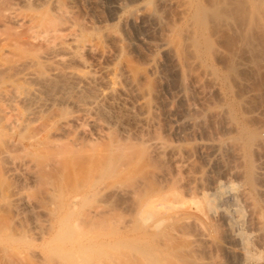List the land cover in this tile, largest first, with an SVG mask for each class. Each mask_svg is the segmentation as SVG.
Listing matches in <instances>:
<instances>
[{
	"label": "rangeland",
	"instance_id": "1",
	"mask_svg": "<svg viewBox=\"0 0 264 264\" xmlns=\"http://www.w3.org/2000/svg\"><path fill=\"white\" fill-rule=\"evenodd\" d=\"M233 1H67V7H69L70 11L72 10L71 16L77 26L88 34L96 35L97 39L102 40V42L99 40V44L104 43L103 47L108 51L107 55L102 57L85 55L86 66L76 61L71 65L76 64L74 67L77 66L85 70L90 69L93 72L94 70L99 71L102 65H115L117 67L124 65L128 69L138 72L136 81L138 84V95L135 88L125 82H121L122 84L115 83L116 85L114 84L113 88L114 86L115 88L121 87L125 92L118 90L114 96L106 100L107 102L105 103L108 105L107 109L109 110L104 112L92 111L88 114L85 112L81 113L82 115L85 113L87 117L86 115L83 116L86 118L88 116L91 118L90 116H92L99 119V121H102L101 119L104 122V119L106 121L109 120V124L105 122L103 128H92L90 124H83L81 128H77L78 135L82 136H79V140H84L87 144L91 141L92 143L89 145L94 143L91 146H94L95 143L97 146L100 142L105 143L107 140L108 143L100 145L103 147L109 146V157L117 165L121 160H124L123 162L126 161V158L122 159L123 157L116 160L112 155V151L121 146L120 148H124L125 150H123L127 151V154H131V161L134 158L132 162L136 160L138 165L144 166L145 172L143 171L144 173L142 172L140 175L135 174L136 178L134 177V179H129L133 178L134 175H128L129 178L126 176V179H129L128 182L123 177L119 176V179L115 172L113 173L114 175L110 174L113 169L114 171L117 169L116 167V169L114 168L116 164L113 165L112 168L110 167V172L106 173L108 176L105 174L100 177L102 179L100 181H107L109 178L106 183L109 184L119 179L121 188H125L126 190H124L127 192L123 190L124 193L121 191L122 189L120 190L121 193L116 191L115 187V189L112 188L113 183L104 186V190L102 189L99 192L93 191L94 193H90L92 190H89L83 196V200H81L83 202L79 201L76 205L71 206L73 208L72 212L71 207L69 206L68 208L63 199L69 194V190L73 192V188L70 186L75 184V180L70 173L68 175V173L50 171L46 173L47 175H42L43 178H37L38 181H30L26 178V175L24 178L27 181L23 177V179H19L9 174H3L0 177V221L3 222L0 227H5L8 224L7 226H10L13 231L19 229V232L16 231L18 234L15 237L16 239L7 236V233L1 236L0 264H54L56 259L66 261L68 260V257L65 256L66 254L63 255L64 253L58 247L55 248V246L59 245V243L61 245L63 243L62 239L70 238L71 240V238L78 236L79 233L85 232L86 234L87 230L96 247L94 248L95 251H92L93 262L91 261V264H264V2L261 3L256 0L260 5L257 4L258 7L262 11H257L256 17H251L250 13L241 10L236 11L235 5L232 4L234 3ZM116 2L121 5H117ZM213 2L220 3L223 12L232 14L220 20L221 23L220 21H214L211 17H208L209 15L205 16V26H201V30H204L211 42L207 47L202 40H199L194 45L197 54H193L191 51L192 40L184 38V35L187 30L189 34L193 31L191 27H193L192 23L195 22L193 15L196 9L201 7V9L205 8V10H208L216 4H213ZM9 10H15L18 15H23L22 17L19 16V21H8L4 18V11L6 13ZM231 10L232 12H230ZM47 11L48 14L55 17L56 9L54 10L50 0H0V50L4 49L8 43H15V41L20 45L24 43L23 46L28 47L30 45L28 40H30L33 33L30 34L28 29L31 24L30 21H33V18L38 13L40 15ZM31 14H34V17H31ZM23 16L24 19H21ZM29 16L30 19L32 18L31 20L28 18ZM126 16L130 18L127 22L123 20ZM244 29L249 33V51L247 48L242 47L240 43V33L242 34ZM217 34L219 37L224 35L228 38L230 37V42L224 44L216 40ZM162 40L166 42L165 46L161 45ZM8 52L15 59L17 54L15 53L13 56L10 51ZM8 52L6 51V53ZM10 54L8 55L9 57ZM7 55L5 54L6 59ZM3 57L0 60L2 62L6 60ZM196 59L199 61V65L194 63ZM99 84L101 87L106 85L105 81H101ZM3 85L0 81V90L4 87ZM109 85L111 86V83ZM139 91H143L144 94L142 96L144 97L139 94ZM1 101L0 103L3 104ZM67 105L66 107L63 105L64 108L60 110L63 114L71 113L74 110L73 108L70 109V107H73L70 106V103ZM55 109L52 108L51 110L50 108L45 111L42 113L43 117L55 115L54 113L58 111L56 109L57 111L54 112ZM148 115L153 119L151 123L144 121V116ZM110 123L112 124L110 125ZM6 135L0 129V138H4ZM70 137L66 135V139ZM158 141L162 142V144ZM157 142L161 145L165 144L166 149L163 150L165 153L162 150L161 154L159 152L155 153L153 149L155 148L156 150L157 147L155 145L158 144ZM111 143L115 148L111 146ZM160 146L159 151L161 149ZM173 146L177 148L179 153L177 151L174 155L170 154L169 150ZM143 151L146 153H143ZM113 158L114 160H112ZM180 159H186L185 163L183 162L184 165L186 164L184 167ZM118 160L120 161L118 162ZM123 162L121 163L123 164ZM148 164L150 165L148 166ZM119 166L121 165L119 164ZM156 170L165 171L166 179L168 178L162 182L165 185V187L163 186L165 194L171 199L168 198L171 203L173 199L175 203H170L173 207L162 212L161 216L164 219H159L164 221L160 220L158 222L159 219L156 215L149 217V219L147 217L145 221L142 219L143 216L140 218L141 215L139 216L136 210H138L140 199L142 200L146 194L148 195L153 188L162 186V184L159 185L158 178L152 173ZM57 173H61V177L64 174L62 182H60L61 177L56 176H60ZM190 173L200 177L199 185L190 184L191 186L194 185V187L197 186L192 188V191L195 190L193 194L189 190L190 182L187 178ZM66 175L70 178L72 177V181ZM43 179L60 184L67 180L71 181L70 185L67 184L68 187L65 183L67 190L64 189V192L66 194L62 192L60 194L62 197L58 196L61 198H58L61 203L57 199L55 207L53 205L54 201L50 199V195L47 193L49 186H44ZM21 180L23 181L21 182ZM121 180H123V183ZM73 182L74 184H72ZM14 186L17 194L19 193V195L21 194L24 197L25 195L29 196L27 198H29L28 200L35 208L34 210L24 205L16 206L15 198L13 199L15 196L12 194ZM7 189H9V192H7ZM147 190L150 192H147ZM200 191L201 204L203 205H201V209L204 208L203 214L206 215L205 228L201 229L197 225L194 226L193 220L189 219L192 223L187 219L188 212L185 213V210L187 211L190 205V211H194L193 206L200 200ZM128 192H131V194ZM189 193H191V196ZM87 194L92 195L90 197ZM85 196L86 199L84 200ZM87 197L90 198L88 199ZM137 198L139 199L137 200ZM176 199L179 201H176ZM60 204L62 209L59 206ZM16 207L19 212H21L20 209H24L18 214L19 212L16 213ZM52 207L53 209L55 208V211L51 210L52 212H57L59 215L62 212L63 216L62 214L60 216L65 219H62L64 227L63 225L62 228L56 227L55 231H59L61 228L59 234L58 232L55 233V231L53 233L58 236H56L57 238L55 236L52 237L53 234L51 237L45 235L44 238H41L43 226L37 228V225L38 223L44 225L45 222H48L51 215L48 214V211L51 213L50 209ZM65 207L69 209L68 212L67 210L63 212V209H66ZM85 215L87 219L84 221L82 218L85 219ZM47 216H49V219L46 218ZM135 216L137 219L138 217L142 219V222L139 219L135 220ZM88 217L93 218L87 221ZM76 218L79 222L75 220ZM144 218L146 217L144 216ZM41 220L44 222L42 223ZM66 220L67 222H65ZM135 222H138L137 226L139 228H134L139 230L133 228V225L136 226ZM146 222L147 224H145ZM155 222L160 224L157 225ZM69 223L72 225L76 223L80 227L76 228V225H73V231L71 232L72 228ZM83 225L86 226L84 227ZM88 226L90 227L87 229ZM143 228H149L148 230L146 229L148 232ZM35 229H39L40 231L37 230V232L41 233L39 235L38 233L36 234ZM80 229L81 231L82 229L84 230L78 233ZM63 232L64 235L62 234ZM145 232L148 234L147 236ZM138 233L139 235H136ZM99 234L101 236H98ZM39 236L41 239H39ZM46 238L51 240L44 241ZM99 239H102V241L100 242ZM6 240L10 244L11 248L9 247V249L11 251L8 249L2 252L3 246H7ZM51 241L53 242L51 243ZM97 241L105 243V246H100ZM56 242L59 243L56 244ZM52 246H54V251H57L56 253H53ZM142 247L151 253L150 256L153 255L155 260L157 259L156 262H154V258L151 259L152 257L144 254L145 252L141 250ZM129 249H132L133 253ZM58 251L59 253L61 252L60 255L57 254ZM55 254L63 255L65 259L64 257H62L63 259L61 257L58 259ZM134 254L139 256L136 257ZM48 255H50V258H47L49 257ZM160 256L161 258H159ZM54 257L56 258L53 262Z\"/></svg>",
	"mask_w": 264,
	"mask_h": 264
},
{
	"label": "bare ground",
	"instance_id": "2",
	"mask_svg": "<svg viewBox=\"0 0 264 264\" xmlns=\"http://www.w3.org/2000/svg\"><path fill=\"white\" fill-rule=\"evenodd\" d=\"M21 1H25V0H21ZM34 1H36V0H34ZM67 1L68 0H50L52 6L54 7V10L56 9L55 17L48 14V11L41 13L40 15H38L39 14L38 13L36 17H34V14H31V17H34L33 18L34 20L30 21L31 24L29 27L31 29L28 27L27 28L30 30L29 31L30 34L32 32L33 33L30 37V40H28L29 41L28 44H30L28 47L23 46L24 43L23 44L21 43L22 45H20L19 43L17 44L15 41V43L14 42L13 43L11 42L10 44L8 43V45H6V47L4 49L0 50V60L2 59L3 56H4L3 59L4 58L6 59L5 54L7 55L9 53L8 51H10L12 53V55L13 54L15 55V53L17 54L15 59H14L11 57V54L9 53L10 57L8 56L9 55L8 54L6 60H3V62L0 61V81L2 82V85L4 84L3 85L4 87H2V89L0 90V101L2 100L1 102H3V104L0 103V129L4 133L7 134L4 138L3 137L0 138V177H2L3 174H7V175L9 174L10 176L12 175V176H15V178L17 177L20 179L22 177L24 178L26 175V178L29 179L30 181H36V180L38 181V179H41V177L43 178L42 175H47L46 173L50 172V171H55V172L59 171L61 173H66V174L68 173V175L70 173L71 176H73L74 180H75V184L73 182L72 184H74V185L70 186L73 188V192L71 190H69V188H68L69 194L63 198L66 205H68V208H69V206L70 207L74 206L79 201L83 200V196L86 193H88L89 190H92V191H90V193H92L93 191L99 192L100 190H102L104 188V186H106V185L108 186L110 183H113V182L109 181L110 183L106 184L109 178L107 179V181L103 180V182L105 181V183H104L105 185L103 184L102 181H100V179H101L100 177L104 176L108 171L110 172V169L112 168V166L116 164V163L114 164L113 161H111V159L109 157V153H108V151H109L108 147L109 146H105V147L101 146V145L106 144L107 140L104 139V140H106L105 143L100 142L101 145L100 144H99L100 146L97 145L98 147L96 146V143L94 146H91L94 144L93 143V144L89 145L90 143H92L91 141H90V143L88 142L89 144H87L86 142H84V140H79V138L82 136L78 135L79 134L78 129L81 128L83 126V124H85V123L88 125L90 124L92 128H95V127H99V128L102 127L103 128V126L105 125V122H107L106 124H109V120L106 121V119H104L105 120V122H104L103 119H101L103 121L102 122V121H99V119L93 118L92 116H90L91 118H89V116H88V118H86L87 117L86 114L91 113L92 111L104 112V111L109 110V109H107L108 105L105 103V102H107L106 100H108V98H111L112 96H114L115 92L118 90L125 92V90L121 87L115 88V86H114V88H113V85L115 83L120 84L121 82H125L126 84L135 88V91L137 92V95H138V88H137L138 84L136 82L138 79V74H137L138 72L131 70V69H128V67H125L124 65L119 66V67H117L115 65L114 66L102 65L100 67L99 71L94 70V72L91 71L89 68H88L89 70H85V69H81L80 67L78 68L77 66L74 67L76 65L75 63H74L75 65H71L75 61L77 63L79 62V63H82L83 65H85V59H84L85 55L89 54V55H95V56L102 57V56L107 55L108 51L105 49V47H103L104 43L103 44L100 43L101 45L99 44V42L100 41L102 42V40L97 39L98 37H95L96 35L88 34V33L84 32V30L82 31L77 26L76 22L73 20V18L71 16L72 10L70 11L69 7H67ZM184 2H185V0H184ZM233 2L234 3H232V2L231 3L235 5L236 11L241 10V11L250 13L251 17H256V15H257L256 12L261 10L258 7V5H259L258 2L262 3V2H264V0H261V1L258 0V2L256 0L255 1L254 0H237V1L234 0ZM116 3H117V5H121V4H119V2H116ZM215 3L216 2H213V4H215ZM224 3H223V5H224ZM254 3H256L255 6L258 4L256 6V9H258V10L255 9V6H253ZM221 7L222 6L220 3H216L210 9H208L209 11L207 9L205 10V8H203V7H202L203 9H201V7L196 9L195 14L193 15L194 16L193 19L195 22L192 23L193 27H191V29L193 31L191 34H189V31L186 28L187 32L185 31L186 34L184 35L185 36L184 38H190L192 40L191 41L192 42L191 51L193 54H197V50L195 49L194 45L196 43H198L199 40H202L207 47L210 45V42H211L209 40L208 36L205 34L204 30L203 29L201 30V26H205L204 25L205 16L207 17V15H209L208 17H211L214 21H220L222 19L227 18L229 15L232 14V13L230 14L229 12H223L221 10ZM226 7H227V5H226ZM228 8H229V6H228ZM232 8H234V7H232ZM252 9L254 11L255 10L256 11L254 12ZM5 11H4V14H5L4 18L6 20H8V21H17L18 20L19 21L20 15H18L15 10H9L6 13H5ZM230 12H232V10ZM22 15L23 14H21L20 17H22ZM28 18L30 19V16ZM21 19H24V16ZM129 19L130 18L128 16H126L123 20L125 22H127V21H129ZM220 23H221V21H220ZM24 25H26V24H24ZM244 28L247 29L246 27H244ZM249 28H248V30H249ZM244 30L242 31V34L240 33V43H241L242 47L247 48L249 51V49H250L249 48L250 46L248 45L250 43L249 37H248L249 33H247V30H245V31ZM216 38H217L216 40L221 41L224 44H227L230 42V40H229L230 37L228 38L225 35L219 37L217 34ZM233 40H235V39H233ZM162 41L163 42H161V45L165 46L166 42L164 40H162ZM37 45L40 47H38ZM41 48H43V49H41ZM6 51L8 53H6ZM254 56H255V54H254ZM8 57H9V59H8ZM10 59H12V60L6 62L7 60H10ZM195 61L196 62H194V63L196 65H199V61L197 59ZM118 65H119V63H118ZM101 81H105L106 85L101 87L99 84ZM109 82L111 83V86L109 85L110 84ZM143 91H139L140 92L139 94L141 96L144 94ZM142 97H144V96H142ZM69 103H70V106H73V107L69 106L70 109L73 108L74 110L71 113L63 114L60 110H62V108H64V106L65 107L68 106L67 104H69ZM50 108H51V110H52V108H56V109H58V111L55 109L54 112L57 111L56 113H54L55 115L46 116V118H44L42 113L49 110ZM83 112L86 113V114L85 113L83 114V115H86V117L81 114ZM145 112H146V110H145ZM45 114H47V113H45ZM108 114H109V112H108ZM90 115H92V114H90ZM117 120H118V117H117ZM152 120L153 119L151 118L150 115H148L146 117L144 116V121L151 123ZM112 123H110V125ZM150 123H148V124H150ZM114 124H116V123H114ZM94 130H96V129H94ZM82 131H81V134H82ZM83 133H84V131H83ZM66 135H68L69 137L71 136V137L66 139ZM154 139H156V138H154ZM157 139L159 140V138H157ZM110 140L112 141V139H110ZM114 141H115V139H114ZM114 141H113V143L116 142V141L115 142ZM158 142H160V141H158ZM160 143L162 144V142H160ZM158 144L155 145L158 148V149L156 148L157 151L155 150L154 146H153V148H154L153 150L155 151V153L159 152L161 154V152L164 149H166L165 144L164 145H161V144L158 145ZM107 145H109V144H107ZM111 146L114 147L112 143H111ZM159 146L161 148L160 151H159ZM162 146H164V147H162ZM120 147L118 148L119 150L114 147L115 149L114 150L112 149L113 154L111 152L110 153L114 156V158L116 160L121 159L123 157L122 159L126 158V161L123 162L124 160L123 161L121 160V162H123V164L121 162L119 163L121 166H119V164L118 165L116 164L117 166L115 165L114 168L116 167L117 169L115 168L116 169L115 171L113 169V171H111L110 174L114 175L113 173L115 172L118 177L120 176V177H123L125 179H126V176L128 177V175L129 176L134 175L133 178L128 177L129 179H134V177L136 178L135 174L140 175L144 171V168H143L144 166H141V164L138 165V162H136V160H135L136 163L132 162V161H134V158L131 161V159H130V158H132L131 154H127L128 152L124 151L125 149L123 148L124 149L123 150ZM125 148H128V147H125ZM175 148H174V146L171 147V149L169 148L170 154L174 155L178 151L177 148H176V150H175ZM144 152L145 151H143V153ZM163 153H165V152L163 151ZM178 153H179V151H178ZM126 156H129V157H126ZM114 158L112 160H114ZM186 159H188V158H186ZM186 159L185 160L180 159V161H182L183 167L186 165V164L184 165ZM138 160H140V159L138 158ZM119 161L120 160H118V162ZM149 165L150 164H148V166ZM179 172H178V174H179ZM61 173H57V174H60V176L56 175V174L55 175L60 178ZM152 173L155 174V177L158 178V180H159V182H158L159 185L162 184V186H160V187L158 186V188L152 187L153 190L149 189L151 192L147 190V192H150V193L148 195L146 194V196H144L145 193L143 192L144 197L143 198L141 197L142 200L141 199L139 200L140 202L138 205V210H136V211L138 212L139 216L141 215L140 218H142V216H143L142 219H144V220L145 219L147 220V217L149 219V217H152L155 215L158 216V219L159 218L164 219L161 216L162 212L167 211L168 208L171 209L173 207L172 205H170L171 199L168 196H166L165 190H164L165 185H163V183H162L166 179L165 171H162V170L157 171L156 170L155 172H152ZM68 175H66V177ZM63 176H64V174L62 175V177ZM188 176L189 177H187V178H188V181L190 182V183L188 182L189 185L191 183H193L195 185H199L200 177L198 175L190 173ZM62 177H61L60 182H62V179H63ZM120 177H119V179H120ZM68 178L71 180L72 177L70 178L68 176ZM119 179L114 180L115 182L113 183V186L112 185L111 186H112V188L115 187L116 191H119L121 193V191H123L125 188L124 189L121 188V186H120L121 183H120ZM70 180H67L63 184H60V183H53V182H51V180L49 181L48 179L47 180L43 179L42 182L44 183V186L45 185L49 186L48 187L49 191L47 190L48 191L47 193H49L50 199L54 201V204H53L54 207H55V201H57V199L59 197H62L60 194H62V192L65 191L64 189H66L67 184L68 185L71 184L72 180L71 181ZM123 180H121L122 183H123ZM128 180L126 179V181H128ZM22 181L23 180H21V182ZM55 182H56V180H55ZM67 182H69V183H67ZM172 182H174V181H172ZM33 183H35V182H33ZM65 183H66V186H65ZM15 186L12 189V191H13L12 194H14V196H15V197H13V199L15 198L14 201H15L16 206L18 207L20 205H22V206L24 205V206L31 207V209L34 210L35 208L33 207V205H31V202L28 200L29 198H27L29 196L25 195V197H24V196H21V194L19 195V193L17 194ZM195 187H197V186H195ZM195 187H194V185L193 186L190 185L189 190H190V192H192V194H193V192H195V190L192 191V188H195ZM10 190H11V188H10ZM70 191H71V193H70ZM7 192H9V189H7ZM125 192H127V191H125ZM145 192H146V190H145ZM128 193L131 194V192H128ZM198 193H199V191H198ZM9 194H11V193H9ZM96 194H98V193H96ZM189 194L191 196V193H189ZM194 194H196V193H194ZM88 195H90V197H91L92 194H87V196ZM203 195H205V194H203ZM9 197H10V195H9ZM90 197H87V198L89 199ZM59 199H61V198H59ZM59 199H58V202H60ZM85 199H86V196L84 197V200ZM138 199L139 198H137V200ZM199 199L200 200H198L196 202V204L193 206L195 212L193 210L190 211L191 210V208H189L191 206L190 205L187 208V211L185 210V213L188 212L187 214H188V217H190V218L187 217V219L188 220L192 219L194 222V226L197 225V227H199V229H201V228H205L204 226L206 223L205 222L206 215L203 214L204 208L201 209V205H202L201 204V191H200ZM30 200H31V198H30ZM181 200H182V198H181ZM8 201H10V200H8ZM173 201H174V199H173ZM173 201H172V203H175ZM176 201H179V200L176 199ZM81 202H83V201H81ZM53 205H51V206H53ZM59 206L61 207L62 205L60 204ZM17 207H16L17 212L15 211L16 213L19 212ZM20 208H22V207H20ZM56 208H58V207H56ZM68 208H66L65 210L63 209V212L66 210L68 212V210H69ZM23 209H20L21 212ZM52 209H53V207L50 209L51 213H49V211H48V214H51L50 219L48 218L49 216L46 217L49 219L48 222H45L44 225L39 224V223H38V225H40V226L37 225V228L43 226L41 238H44L45 235H47L48 237H51V235L54 233L56 227L62 228V225L64 224L62 221L63 218L60 216L62 214V212L59 215V213L54 212L55 208L53 209L54 210L53 212L51 211ZM61 209H62V207H61ZM70 209L72 212L73 208L71 207ZM181 209H183V207H181ZM184 209H185V207H184ZM21 212H19L18 214H20ZM89 212H91V214H94V213H92V211H89ZM94 212H95V210H94ZM98 213H100V212L98 211ZM85 214L87 215V213H85ZM91 214H90V216H91ZM97 214H95V215H97ZM95 215H94V217H95ZM62 216H63V214H62ZM87 216L85 219L82 218V220L85 221L87 219ZM136 216H135V220L137 219ZM144 216L146 218H144ZM64 218H66V217H64ZM91 218H93V217H91ZM91 218L88 217L87 221H89ZM140 218L138 217L139 221L142 220ZM102 219H104V218H102ZM102 219H101V221H102ZM155 219H154V221H155ZM161 219H159L158 222H160ZM63 220H65V219H63ZM68 220H69V218H68ZM75 220L78 221L77 218ZM144 220H143V222H144ZM76 221H74V222H76ZM161 221H164V220H161ZM189 221L192 222L191 220H189ZM4 222H6V221H4ZM41 222H42V220H41ZM65 222H67V220ZM78 222H77V224H78ZM127 222H126V224H127ZM138 222H135L136 226L133 225V228L138 227L137 226ZM1 223L3 224V222L0 221V224ZM81 223H80V225L82 226ZM163 223H162V225H163ZM2 224H1V226H2ZM69 224H71V223H69ZM83 224H85V223L83 222ZM87 224H88V222H87ZM126 224H125V226H126ZM145 224H147V222ZM158 224H160V223H158ZM73 225H76V223ZM73 225L71 224V228L73 227ZM153 225H151V226L153 227ZM6 226L0 227V238L2 235L4 236V233H7L8 234L7 236L12 237V238L17 237L16 235H18V234L16 231H18L19 229H17L16 231H13V229H11L10 226H7V227ZM151 226H149V228H151ZM63 227H64V225H63ZM79 227H80L79 225H76V228H79ZM89 227L90 226H88L87 229ZM39 229L41 230V228H39ZM39 229H35L36 234L38 233L37 230H39ZM60 229H59V231H55V233L58 232V234H59L61 232ZM68 229H70V228H68ZM134 229L137 230L136 228H134ZM143 229L146 232H148L147 228H146L147 230L145 228H143ZM143 229H141V230H143ZM5 230H6V232H5ZM83 230L84 229H82V231ZM20 231H21V228H20ZM67 231H69V230H67ZM72 231H73V228H72L71 232ZM82 231L80 229V231H78V233L82 232ZM87 231H86V234H85V232L79 233L78 236L74 237L73 239L71 238V240H70V238L69 239L65 238L66 239L65 242L68 241L69 243H65L64 242L65 239H62L63 243L61 245L59 242H56V244L59 243V245L58 244L56 246L54 245L55 248L58 247L59 250L64 253V254L62 253L63 255L66 254L65 256L68 257V260L65 261V260H61V259L60 260L56 259V261H55L56 257H54V259L52 258L53 262L55 261L54 264H91L92 251H95L94 248H96V247L94 246V242H92L93 240H91V237H90L91 235H89L87 233ZM126 231H128V230H126ZM155 231H157V230H155ZM64 232H65V230H64ZM64 232L62 233L63 235H64ZM146 232H145V234L147 236L148 234ZM40 233H38V235ZM127 233H126V235H127ZM20 234H22V233H20ZM74 234H75V231H74ZM74 234H73V236H74ZM136 235H139V233ZM54 236L56 237L57 235L53 234L52 237H54ZM62 236H60V237H62ZM98 236H101V234H99ZM140 236L142 238L141 233H140ZM205 236H207V235H205ZM71 237H72V235H71ZM2 238L4 239V237H2ZM41 238L39 236V239H41ZM63 238H64V236H63ZM3 239H2V241H3ZM60 239H59V241H60ZM47 240L50 241L51 239L49 240L46 238V240H44V241H47ZM99 240H100V242L102 241V239H99ZM6 241L8 242V240H6ZM7 242H6L7 246L1 245V246H3L2 252H5L9 249L10 244H9V242L8 243ZM52 242L53 241H51V243ZM60 242H62V241H60ZM100 242H98V244H100V246H102V245L105 246V243L103 244V242L102 243H100ZM95 244H96V242H95ZM54 246H52L53 251H54ZM52 250H50V252H52ZM141 250L143 252H145L144 254L148 255L149 257H152L151 259L154 258L153 260H154V262H156L157 259L155 260V257H153V255L150 256L151 253L147 252L145 249H143V247ZM130 251H132V249ZM130 251H129V253H131ZM56 252L54 251L53 253H56ZM60 253L58 251L57 254L60 255ZM129 253H128V255H129ZM132 253H133V251H132ZM59 255H56L58 259H59V257H61V258L64 257L63 255H61V256H59ZM48 256L49 257H47V258H50V255H48ZM53 256H54V254H53ZM137 256H139V255H137ZM162 256H164V255H162ZM126 258H129V257H126ZM138 258H141V257H138ZM159 258H161V256ZM64 259H65V257H64ZM163 259H164V257H163ZM50 260H48V261H50ZM94 262L96 263V261H94Z\"/></svg>",
	"mask_w": 264,
	"mask_h": 264
}]
</instances>
